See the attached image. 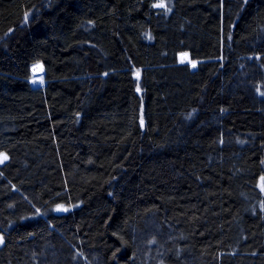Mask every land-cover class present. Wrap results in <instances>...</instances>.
Returning <instances> with one entry per match:
<instances>
[{"label": "trees", "instance_id": "16d2710c", "mask_svg": "<svg viewBox=\"0 0 264 264\" xmlns=\"http://www.w3.org/2000/svg\"><path fill=\"white\" fill-rule=\"evenodd\" d=\"M44 1L0 0V264H264V0Z\"/></svg>", "mask_w": 264, "mask_h": 264}, {"label": "rangeland", "instance_id": "374dc122", "mask_svg": "<svg viewBox=\"0 0 264 264\" xmlns=\"http://www.w3.org/2000/svg\"><path fill=\"white\" fill-rule=\"evenodd\" d=\"M44 4H47V0L44 1ZM178 62L180 64H187V65H191L194 63V61L191 60V57L188 53H183L180 54L178 57ZM43 65V64H42ZM32 69V78L30 79V84L33 88H44L46 85V82L44 80V74L43 71H45L44 66H43V70H42V66L40 64H36L33 66ZM137 73H139V78H137ZM134 78H136L137 80H141V71L137 70L134 73ZM36 80V81H35ZM34 81V82H33ZM6 162V160H4L2 163H0L1 165L4 164ZM264 180H261V183H263Z\"/></svg>", "mask_w": 264, "mask_h": 264}, {"label": "water", "instance_id": "95a60500", "mask_svg": "<svg viewBox=\"0 0 264 264\" xmlns=\"http://www.w3.org/2000/svg\"><path fill=\"white\" fill-rule=\"evenodd\" d=\"M198 64L197 63H194L190 66V69H191V72H197L198 71Z\"/></svg>", "mask_w": 264, "mask_h": 264}, {"label": "snow or ice", "instance_id": "6c2138e0", "mask_svg": "<svg viewBox=\"0 0 264 264\" xmlns=\"http://www.w3.org/2000/svg\"><path fill=\"white\" fill-rule=\"evenodd\" d=\"M137 78H139V73H137ZM137 90L139 91V89H137ZM7 159H8V157L6 155L3 156L2 158H0V163H2L4 160H7ZM64 210H66V209H64Z\"/></svg>", "mask_w": 264, "mask_h": 264}, {"label": "bare ground", "instance_id": "6f19581e", "mask_svg": "<svg viewBox=\"0 0 264 264\" xmlns=\"http://www.w3.org/2000/svg\"><path fill=\"white\" fill-rule=\"evenodd\" d=\"M40 65L42 66V70H43V65L40 63ZM43 73H44V71H43ZM36 81V80H35ZM34 82V81H33Z\"/></svg>", "mask_w": 264, "mask_h": 264}]
</instances>
